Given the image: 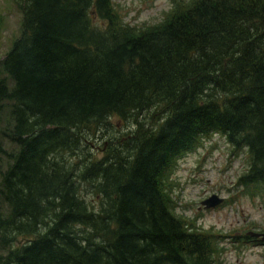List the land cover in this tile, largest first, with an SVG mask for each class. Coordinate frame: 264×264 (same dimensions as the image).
<instances>
[{"label":"trees","instance_id":"obj_1","mask_svg":"<svg viewBox=\"0 0 264 264\" xmlns=\"http://www.w3.org/2000/svg\"><path fill=\"white\" fill-rule=\"evenodd\" d=\"M114 1L15 0L0 264H218L219 235L170 199L179 160L216 134L248 158L237 185L264 190V0H173L151 26ZM113 118L134 129L112 136Z\"/></svg>","mask_w":264,"mask_h":264},{"label":"rangeland","instance_id":"obj_2","mask_svg":"<svg viewBox=\"0 0 264 264\" xmlns=\"http://www.w3.org/2000/svg\"><path fill=\"white\" fill-rule=\"evenodd\" d=\"M115 6L124 21L132 25H154L163 20L173 0H115ZM4 24L0 34V59L5 57L14 40L21 33L23 13L15 0H0V17ZM11 101L0 103V145L11 150L14 145L3 136L10 119ZM118 125L111 134L121 136L133 127L131 122ZM134 129V127H133ZM98 132L89 140V149L96 157L109 150V136ZM102 136V137H101ZM245 154L237 155L225 137L216 134L195 152L180 159L172 175L170 199L174 211L200 232L214 233L217 238L218 264H264V247L254 242L238 243L233 236L238 231L264 230V190L253 195L244 185H237L238 177L248 165ZM5 157L0 152V171L5 168ZM259 190V189H258ZM213 195L226 198V203L206 209L203 202ZM219 205V206H218ZM201 207V209H200ZM4 253V252H3Z\"/></svg>","mask_w":264,"mask_h":264},{"label":"flooded vegetation","instance_id":"obj_3","mask_svg":"<svg viewBox=\"0 0 264 264\" xmlns=\"http://www.w3.org/2000/svg\"><path fill=\"white\" fill-rule=\"evenodd\" d=\"M201 209V207H200ZM253 231L255 232H264V230H247L245 229L243 232L238 231L235 236V240L238 241V243L245 244V242H254L257 243L258 245L264 247V241L262 240L261 237H257L253 235Z\"/></svg>","mask_w":264,"mask_h":264},{"label":"water","instance_id":"obj_4","mask_svg":"<svg viewBox=\"0 0 264 264\" xmlns=\"http://www.w3.org/2000/svg\"><path fill=\"white\" fill-rule=\"evenodd\" d=\"M224 201V199L221 197H219V195H213L212 198H210L209 200H205L203 202V204L206 205V207H214L215 205L217 204H220ZM254 235H257V236H261L262 235V238L264 239V233H253Z\"/></svg>","mask_w":264,"mask_h":264}]
</instances>
